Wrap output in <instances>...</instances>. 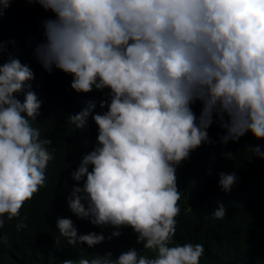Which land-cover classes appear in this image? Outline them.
<instances>
[{"label":"clouds","instance_id":"1","mask_svg":"<svg viewBox=\"0 0 264 264\" xmlns=\"http://www.w3.org/2000/svg\"><path fill=\"white\" fill-rule=\"evenodd\" d=\"M12 2L0 0V17ZM26 2L54 15L43 21V42L34 52L44 71L70 75L76 93L109 90L99 104L107 110L91 115L96 144L71 173L76 186L67 203L77 218L114 231L78 235L68 218H57L56 228L72 246L94 247L118 238L123 228L142 244V251L116 258L108 252L62 264H200L203 244H173L182 196L176 170L192 151L212 143L207 130L214 119L226 133L223 143L246 133L264 139V0ZM32 79L17 58L0 65V228L45 186L54 160L52 139H42L31 124L43 104L25 91ZM196 102L199 116L192 110ZM95 107L69 115L68 123L83 129ZM250 151L264 158L259 145ZM236 180L235 173L221 172L218 186L227 193ZM225 213L221 203L212 216L223 220Z\"/></svg>","mask_w":264,"mask_h":264},{"label":"trees","instance_id":"2","mask_svg":"<svg viewBox=\"0 0 264 264\" xmlns=\"http://www.w3.org/2000/svg\"><path fill=\"white\" fill-rule=\"evenodd\" d=\"M51 18H54L51 12L26 0H13L0 17V42L5 45L0 65L12 57L33 71L34 79L27 82L25 91L34 92L43 104L40 115L31 124L39 129L42 139H52L48 148L54 149V160L45 170V186L23 205L19 217L6 220L0 228V236L7 237L6 244L0 243V264H62L66 259L104 256L108 252L116 258L132 248L142 251V244L136 242L137 236L128 228L120 229L118 238L91 248L84 244L69 245L56 228L57 218H68L78 235L95 232L107 237L114 231L77 218L67 203L71 189L76 186L71 173L96 144L97 126L91 115L107 110L100 109L99 104L108 100L109 90L76 93L70 88V75L56 69L51 74L44 71L34 52L43 42L42 23ZM17 98L23 102L24 93ZM91 103L96 107L83 129L68 123L69 115L79 113ZM192 110L199 116L200 103H194ZM207 131L212 143L192 151L176 170L177 188L182 196L173 244H203L205 251L200 264H264V158H257L250 151L259 145L264 152V139L257 140L246 133L238 141L223 143L221 138L226 133L215 119ZM229 153L233 159L227 158ZM221 172L235 173L237 177L227 193L218 186ZM79 186L82 187V182ZM221 203L226 209L225 218L217 220L212 214ZM21 221L26 227L17 230L16 224ZM142 254L150 258L155 255L150 250Z\"/></svg>","mask_w":264,"mask_h":264}]
</instances>
